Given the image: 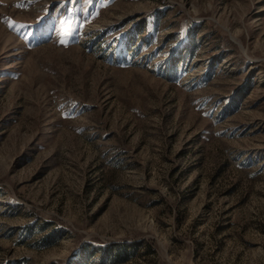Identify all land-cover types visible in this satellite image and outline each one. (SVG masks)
I'll return each instance as SVG.
<instances>
[{"label": "rangeland", "instance_id": "obj_1", "mask_svg": "<svg viewBox=\"0 0 264 264\" xmlns=\"http://www.w3.org/2000/svg\"><path fill=\"white\" fill-rule=\"evenodd\" d=\"M0 264H264V0H0Z\"/></svg>", "mask_w": 264, "mask_h": 264}]
</instances>
